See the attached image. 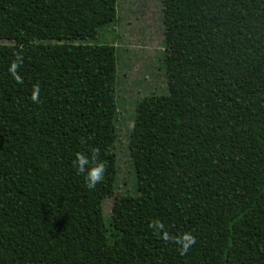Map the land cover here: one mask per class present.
<instances>
[{"label":"trees","instance_id":"1","mask_svg":"<svg viewBox=\"0 0 264 264\" xmlns=\"http://www.w3.org/2000/svg\"><path fill=\"white\" fill-rule=\"evenodd\" d=\"M103 1L0 0V264H264V0H160L166 92L136 103L128 134L140 219L103 213L117 177ZM93 148L106 172L89 189L74 160ZM163 231L196 243L181 255Z\"/></svg>","mask_w":264,"mask_h":264},{"label":"rangeland","instance_id":"2","mask_svg":"<svg viewBox=\"0 0 264 264\" xmlns=\"http://www.w3.org/2000/svg\"><path fill=\"white\" fill-rule=\"evenodd\" d=\"M112 12L107 15L109 6ZM102 20L95 41L112 44L116 53V142L117 177L114 190L103 204L110 219L149 216V198L133 188V173L127 153L128 134L136 103L149 95L166 92L162 66L160 0H104ZM83 43H90L84 41Z\"/></svg>","mask_w":264,"mask_h":264},{"label":"clouds","instance_id":"3","mask_svg":"<svg viewBox=\"0 0 264 264\" xmlns=\"http://www.w3.org/2000/svg\"><path fill=\"white\" fill-rule=\"evenodd\" d=\"M14 59L9 66V72L17 83H22V78L18 74V69L23 64V56L21 52L14 53ZM31 100L34 103L40 102V87L39 84L33 85L31 93ZM99 148H93L90 150V155H86L82 152H77L74 160V167L77 169L78 174H85L86 184L89 189H94L98 183H100L105 176L106 165L99 161ZM149 227L154 229L157 234H161L164 229L163 223L159 220H155L150 223ZM162 238L165 241H173L179 245L178 251L181 255H185L196 243V237L190 232H185L180 236H170L166 231L162 232Z\"/></svg>","mask_w":264,"mask_h":264}]
</instances>
